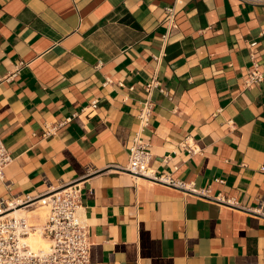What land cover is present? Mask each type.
<instances>
[{
    "label": "crops",
    "instance_id": "1",
    "mask_svg": "<svg viewBox=\"0 0 264 264\" xmlns=\"http://www.w3.org/2000/svg\"><path fill=\"white\" fill-rule=\"evenodd\" d=\"M262 31L264 0H0V202L77 183L89 264H264ZM146 99L181 186L119 170Z\"/></svg>",
    "mask_w": 264,
    "mask_h": 264
},
{
    "label": "built area",
    "instance_id": "2",
    "mask_svg": "<svg viewBox=\"0 0 264 264\" xmlns=\"http://www.w3.org/2000/svg\"><path fill=\"white\" fill-rule=\"evenodd\" d=\"M180 1V0H176ZM165 15L169 22L174 20V5L165 8ZM264 36V31L261 32ZM157 60V57H154ZM18 71L13 72L9 79ZM262 70L254 64L244 79L245 85L262 80ZM155 79L146 85L150 89L157 86ZM152 102L143 101L139 108L138 129L128 147V159L125 167L119 169L131 175L134 181L150 180L181 186L167 175L155 174L150 166L151 153L148 144L141 139V133L150 125ZM65 119L52 126L56 129L68 122ZM49 131V129L47 128ZM189 154L198 150L184 141ZM12 162V157L0 138V179H3L4 169ZM262 205V204H261ZM31 210L43 208L45 217L40 223L28 222L26 216L15 214V208ZM11 208V209H10ZM32 234L39 235L43 240L42 246L33 247L28 241ZM90 243L87 224L82 217L80 205V189L74 181L47 189L37 196L25 195L9 202H0V264H89Z\"/></svg>",
    "mask_w": 264,
    "mask_h": 264
},
{
    "label": "bare ground",
    "instance_id": "3",
    "mask_svg": "<svg viewBox=\"0 0 264 264\" xmlns=\"http://www.w3.org/2000/svg\"><path fill=\"white\" fill-rule=\"evenodd\" d=\"M11 209V208H10ZM34 210V209H33ZM32 210V211H33ZM15 214H22L24 216H26L28 222H29V219H28V216H30V219L31 217L34 215V214H38L40 217L44 216L45 215V211L43 208L39 209V208H36L33 212H30L29 210L27 209H23L22 207L20 208H15ZM34 217V216H33ZM45 217V216H44ZM28 241L30 242V244L33 246V247H38V246H42L44 244V240L37 234H32L28 237Z\"/></svg>",
    "mask_w": 264,
    "mask_h": 264
},
{
    "label": "rangeland",
    "instance_id": "4",
    "mask_svg": "<svg viewBox=\"0 0 264 264\" xmlns=\"http://www.w3.org/2000/svg\"><path fill=\"white\" fill-rule=\"evenodd\" d=\"M28 217H29V216H28ZM42 219H44V217H43Z\"/></svg>",
    "mask_w": 264,
    "mask_h": 264
}]
</instances>
